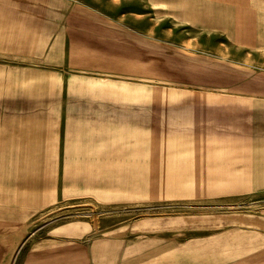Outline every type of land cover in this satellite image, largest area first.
<instances>
[{"label": "crops", "instance_id": "obj_1", "mask_svg": "<svg viewBox=\"0 0 264 264\" xmlns=\"http://www.w3.org/2000/svg\"><path fill=\"white\" fill-rule=\"evenodd\" d=\"M190 1L196 37L184 39L196 45L182 43L177 61L192 75L185 81L153 75L154 41L161 70L175 42L138 30L131 15L108 16L86 0L63 12L57 0H0V245L22 242L41 210L78 199L103 208L196 201L226 214L234 55L264 48V0ZM217 236L196 240L220 248L201 256L218 252L216 264H231ZM258 256L251 264H264Z\"/></svg>", "mask_w": 264, "mask_h": 264}, {"label": "rangeland", "instance_id": "obj_2", "mask_svg": "<svg viewBox=\"0 0 264 264\" xmlns=\"http://www.w3.org/2000/svg\"><path fill=\"white\" fill-rule=\"evenodd\" d=\"M69 1L57 0L58 11L63 12ZM86 1L108 16L131 15L138 30L146 25L156 36L175 42L167 52L173 60L170 69L167 65L161 70L155 61L162 53L161 45L154 41V76L192 78L180 74L177 63L182 43L196 45L195 39H184L196 37L190 0ZM128 20L124 17L122 22ZM233 95L237 152L232 204L226 214L215 215L196 206V201L155 208H103L89 200H71L45 208L29 220L18 245H0V264H216L225 259L220 253L207 262L201 251L220 248L201 247L196 241L215 234L217 240L226 239L231 264L257 262L258 253L264 255V230L258 229L264 228V48H246L234 55ZM240 95L248 101L240 103ZM225 225L231 230L221 236L216 228Z\"/></svg>", "mask_w": 264, "mask_h": 264}, {"label": "bare ground", "instance_id": "obj_3", "mask_svg": "<svg viewBox=\"0 0 264 264\" xmlns=\"http://www.w3.org/2000/svg\"><path fill=\"white\" fill-rule=\"evenodd\" d=\"M240 187H244V186L241 185ZM240 187H238V188H240Z\"/></svg>", "mask_w": 264, "mask_h": 264}]
</instances>
